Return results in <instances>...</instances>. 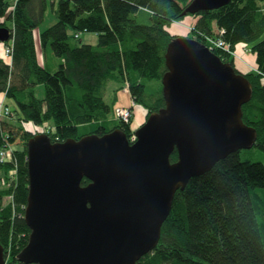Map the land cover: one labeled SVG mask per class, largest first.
Instances as JSON below:
<instances>
[{
    "label": "trees",
    "instance_id": "16d2710c",
    "mask_svg": "<svg viewBox=\"0 0 264 264\" xmlns=\"http://www.w3.org/2000/svg\"><path fill=\"white\" fill-rule=\"evenodd\" d=\"M192 2L0 0V29L10 33V40L0 43L5 47L0 57V98L4 95L11 106L9 116L16 113L23 122L38 127L52 122L55 138L47 134L52 143L101 137L117 129L129 138L134 135L132 122H109L113 108L105 101L107 89L110 84L128 86L132 100L147 112L146 120L164 108L165 54L170 42L179 38L168 29L187 17L195 20V38L189 39L206 45L205 40L217 38L233 51L250 46L258 71L264 73V13L260 7L264 0H235L216 11L184 16ZM50 4L57 21L40 35L48 61L41 66L34 32L43 24ZM85 33L95 34L98 44H83L80 35ZM214 53L229 63V55ZM56 60L58 68L51 73L49 66ZM253 85V98L243 107V122L257 131L256 147L264 149V84ZM41 86L44 99L36 95ZM82 127H88V133L80 135ZM20 135L0 127L1 149L19 138L26 148L19 181L0 192V201L12 199L0 208V244L6 264H21L17 256L31 233L24 221L29 195L26 146L36 135ZM177 159L174 153L171 162ZM9 166L0 165V170ZM88 184L85 180L82 186ZM138 264H264V166L243 164L240 153H235L210 173L190 180L175 196L157 248Z\"/></svg>",
    "mask_w": 264,
    "mask_h": 264
},
{
    "label": "water",
    "instance_id": "95a60500",
    "mask_svg": "<svg viewBox=\"0 0 264 264\" xmlns=\"http://www.w3.org/2000/svg\"><path fill=\"white\" fill-rule=\"evenodd\" d=\"M233 1L193 0L184 16ZM9 40L0 29V42ZM165 61V107L134 132V143L120 129L63 143L46 134L29 140L24 221L31 233L18 262L138 264L157 248L176 194L256 146L257 131L243 122L254 93L246 77L185 37L170 42ZM0 264H6L1 244Z\"/></svg>",
    "mask_w": 264,
    "mask_h": 264
},
{
    "label": "rangeland",
    "instance_id": "374dc122",
    "mask_svg": "<svg viewBox=\"0 0 264 264\" xmlns=\"http://www.w3.org/2000/svg\"><path fill=\"white\" fill-rule=\"evenodd\" d=\"M12 2L13 0H7ZM262 12L264 13V4H261ZM56 15L54 13V9H52L51 4L48 7V10L45 14V20L43 24L37 29L35 33L36 37L38 38V43H40V35L45 30L51 27L54 23H56ZM195 20L187 17L185 19L175 21L169 27V32L175 37H185V38H195L194 37V22ZM221 26H217L218 30ZM222 28V27H221ZM217 31V30H216ZM220 33V32H219ZM80 40L83 44L93 45L96 46L98 44V37L95 34H81ZM219 39L212 38L205 40V43L209 47H214L215 43L218 42ZM205 45V46H206ZM206 46V47H207ZM241 49V50H237ZM235 51L231 49L235 54V58H231L228 60L230 64L235 68L237 73L246 77L250 83L253 84H264V73L258 71L256 65L252 67L250 63V59L254 57L252 52V48L250 46H243L237 47ZM214 52H222L219 47L213 49ZM42 54H40V58H42ZM45 58V57H44ZM52 60L51 57L49 61ZM48 63V61H45ZM254 86V85H253ZM153 88H158V84L151 85ZM36 95L39 99H44V88L39 87L37 88ZM105 101L113 108L112 114L109 116V122L112 124H118L119 122L123 121L117 113L118 109H129L132 113L131 119L128 123L132 122V133L140 127L144 125L146 122L147 112L136 105V103L132 100L128 88H117L115 84H110L107 89ZM6 103V102H5ZM2 103L0 104V127L4 130L8 129V132L11 133L12 130L15 132H19L21 135L29 134V135H37V134H50L52 137L55 138L54 135V126L52 122H46L42 126H33L30 123L23 122L20 118L15 115L12 117L11 115H6V108L12 112L11 106L9 107L8 104ZM14 111V110H13ZM22 121V122H21ZM24 125L22 129V125ZM127 123V122H126ZM27 126V127H26ZM88 127L80 128V135H84L88 133ZM135 135H133L134 138ZM131 137V136H130ZM129 137V138H130ZM27 147V146H26ZM1 152H7V159L5 163H1V166L7 165L9 163V167L6 170H0V192L6 191L11 185L17 184L16 182L19 181L20 178V170L23 166L26 157V148L25 143L23 142L22 138H19L18 141L14 145L4 146L2 149L0 148ZM241 161L243 164L248 165H255V166H264V149L257 148L256 146L250 151H242L240 152ZM22 160V162H21ZM177 162V161H176ZM6 171V172H5ZM9 197H4L0 201V208L6 207L12 201ZM23 236V235H22ZM25 237V236H23Z\"/></svg>",
    "mask_w": 264,
    "mask_h": 264
},
{
    "label": "built area",
    "instance_id": "2783aa9c",
    "mask_svg": "<svg viewBox=\"0 0 264 264\" xmlns=\"http://www.w3.org/2000/svg\"><path fill=\"white\" fill-rule=\"evenodd\" d=\"M222 34L224 33V31L221 32ZM207 46V45H206ZM209 50L213 51V49L218 48L223 51L225 54L229 55L231 58H235V54L232 51L229 46H227L222 40H218V42L215 43L214 47H209ZM6 54V58L10 59V55H11V50L10 48H7L5 51ZM122 88H128V86H123ZM6 115H9V110L6 108ZM118 115L120 116V118L126 123L131 119L132 113L129 109H118L117 110ZM131 143L135 142V136L133 138V135L129 138ZM7 152H1L0 153V161L1 163H5L6 159H7Z\"/></svg>",
    "mask_w": 264,
    "mask_h": 264
},
{
    "label": "crops",
    "instance_id": "0c3cea01",
    "mask_svg": "<svg viewBox=\"0 0 264 264\" xmlns=\"http://www.w3.org/2000/svg\"><path fill=\"white\" fill-rule=\"evenodd\" d=\"M37 32V30L34 32V38H35V44H36V53H37V59L38 62L41 66H46V62H45V58H44V54L42 51V47H41V43H38V38L36 37L35 33ZM1 43V42H0ZM3 44V43H2ZM4 46L0 44V57H4ZM237 50H241V49H237ZM40 54H42V58H40ZM11 61V60H10ZM53 62V61H52ZM250 63L252 64V67H254V65H256V59L255 57L250 59ZM49 70L51 73L55 72L58 68V61L56 60V64L52 63L51 66H49ZM42 87V86H41ZM6 102V98L5 96H1L0 98V104L5 103ZM6 104V103H5Z\"/></svg>",
    "mask_w": 264,
    "mask_h": 264
}]
</instances>
